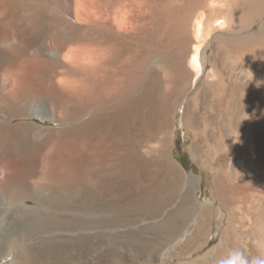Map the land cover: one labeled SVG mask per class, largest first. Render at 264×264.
Returning a JSON list of instances; mask_svg holds the SVG:
<instances>
[{
	"label": "bare ground",
	"instance_id": "obj_1",
	"mask_svg": "<svg viewBox=\"0 0 264 264\" xmlns=\"http://www.w3.org/2000/svg\"><path fill=\"white\" fill-rule=\"evenodd\" d=\"M210 37L186 122L227 218L194 264H264V0H0V260L156 264L150 245L120 249L110 235L104 257L102 233L55 234L160 214L170 115L203 75Z\"/></svg>",
	"mask_w": 264,
	"mask_h": 264
},
{
	"label": "rangeland",
	"instance_id": "obj_2",
	"mask_svg": "<svg viewBox=\"0 0 264 264\" xmlns=\"http://www.w3.org/2000/svg\"><path fill=\"white\" fill-rule=\"evenodd\" d=\"M254 31H255V28H253L251 30V32H254ZM204 42H205V44H203ZM204 42L201 44L202 45L201 50H202V52H204L203 53V57H204L203 59L205 61L204 73L202 75L203 77L201 76L199 81L196 83L195 88H193L192 92L188 95V97L184 98V100H180L182 98L181 97L179 99L178 103H176V106L174 107V109H172V112H171L172 114L170 115L171 118L169 120L170 125H171V127H170L171 129L169 130V128H168L169 132H167V134H169L170 132L171 133L169 134V136L168 135L166 136L167 138L165 136H163L164 139L166 138L165 140L167 141V145H168V146L166 145V159H167L166 163L170 164V167H167V169L164 172L163 171L160 172V181H161L160 186L162 185L161 187H163V188L160 187L161 195H162L163 199L166 198L165 202L161 198V201L163 200L162 205H161L162 207L160 209L161 210V212H160L161 216H160V214H158L155 217H153V219L152 218L141 219V220L137 221L136 223L132 222L131 224L134 223L133 225L129 224L130 226H125V227L121 226L120 228L118 227V228L112 229V228L105 227V228H100V229H95V230H78V231H74V232H67V233H61V234L56 233L55 236H58V237L64 236L65 238L66 237L69 238L70 236L75 237V236H78L79 234H86V235L87 234L88 235L93 234L92 236H94V235H97L99 233L100 234L102 233L103 234L102 237L107 236V237H105L106 240H104V243L101 246V249H102L101 254L104 257H105V255L107 257L108 256L107 253L109 252L108 250L111 247H114V246H111V242L113 241L112 238H108V237H111L114 235L113 237L117 238V236H118L119 239H117V241L116 240H114V241L118 242L116 244V246L120 244V249H122V248L137 249V248H140V246H141V248L142 247L146 248L149 245H150V248H158V251L156 252L157 255L154 254V262L156 264H158V263H160V264H194L195 262L197 263L199 261V258H202L204 256V254L206 252L202 251V252L193 253L192 255H189L185 259H175V258L169 259L172 255H177V254H175V252L172 253V251H171V248H173V247L170 248V246H173V245H171L170 243H165L164 246H162V247H160V244H158V245L155 244L157 247L156 246L151 247V244H149V243L147 244L146 242H144L150 236H151L150 238H152L154 236L155 238H158V240H160L161 238H164L166 241L168 239L170 240V239L174 238V236L180 237V235L183 234V231L181 229L170 226L172 224L170 220L176 216V213L178 212L180 205H182V202H184L183 197L181 195L174 197L176 191L180 190L181 192H183L186 189L185 191H188V193L185 195L184 199L185 200L187 199L189 202L190 201L189 192L192 191V189H196V191L199 190V187H200L199 181L197 184H196V182H194V184H193V182L191 183V179H190L191 175L196 180L200 179V178L202 179L200 192H198V196L200 195V199L201 200H208L210 197V191L212 190V180L214 178V174L216 173L215 171H217V169L214 167L213 168L208 167L207 169H205L203 167L205 160H206V156H205L204 151H203L205 148L203 147L202 143H199V148L196 149L197 151L195 150L194 157L192 156V153L190 150L193 147L194 141L192 139L191 134L193 133L194 128L191 127L192 125H189V123L186 122V117L188 116L190 105L192 104L193 99L200 98L199 94H200L201 90L203 91V89L205 88V86L203 85L204 82H206V80L204 79L205 73L211 69L212 53L214 52V46L216 45V41L212 37H210L208 40H204ZM189 43H190V45H189ZM191 44H193V42H191V40L188 41V46H191ZM171 53H172L171 55H175L173 52H171ZM171 59L173 60L174 58H171ZM193 96H195V97H193ZM20 121L16 120L14 122L17 123ZM22 121L31 122V123H34L38 126H41L43 128H47V129L57 128L59 126V125H56L51 120H49V118L46 119L45 121H40L36 118H27L26 120L23 119ZM168 127H169V124H168ZM172 127H173V129H172ZM192 129H193V131H192ZM167 147H169V148L167 149ZM182 155L189 158V159L187 158V160H185L183 166L181 165L180 160H179V157ZM173 158L174 159L176 158L175 159L176 163H178V166L181 168V170H184V171H186V173L189 174V176L187 177L186 174L183 173L184 177H185L183 182H182V179H183L182 172L183 171L180 172L178 166H177V170L175 169V167L172 165L173 164ZM168 160H169V162H168ZM173 170H176V172H174V173L180 174L181 177H177V176L173 177V175L170 174L171 172H173ZM153 173L155 175L159 174L157 172H153ZM211 173H213V174H211ZM163 176H164V178H163ZM165 184H167V185H165ZM183 185H185L184 186L185 189L182 187ZM180 186H181V189H178L177 187H180ZM163 194L167 195L168 197L173 196L174 199H172L173 197L172 198H167V196L164 197ZM167 200L168 201L170 200V201L168 202ZM187 200H186V202H187ZM213 202L216 203V206H217L216 209H218V214H217V218L219 219L218 223L222 226L221 232H223V230L225 229V226H226V218H227L226 211L223 210L224 206L221 203H219L217 199H213V200L211 199V202H208L206 205H203V206L207 207V209L209 211L210 205L211 204L214 205ZM29 205L30 206L32 205L33 207L38 206L32 202ZM174 211L176 213H174ZM164 221L165 222L169 221V223H165ZM162 222H164V224H169L170 227L166 226L165 228H162V229L160 228L161 230L156 229L155 228L156 225L159 223L163 224ZM246 223L247 222H245V224H244L245 225L244 229H246L248 231L249 224L247 223V225H246ZM247 227H248V229H247ZM152 228L153 229L155 228V229L153 230ZM157 231H159V232H157ZM133 232L134 233L139 232L138 233L139 236L134 237L137 234L133 235ZM170 233H171V235H170ZM147 236H149V237H147ZM154 237H153V241L160 242L157 239H155ZM110 240H112V241H110ZM33 241L35 242V240H33ZM105 241H107L106 244H105ZM108 242H110V245L108 244ZM152 245H154V244H152ZM244 246H246V245H244ZM117 247L119 248V246H117ZM246 248H247V246H246ZM9 263H10V258H3L0 260V264H9ZM248 263L252 264L250 259H249ZM72 264H74V263H72Z\"/></svg>",
	"mask_w": 264,
	"mask_h": 264
},
{
	"label": "crops",
	"instance_id": "obj_3",
	"mask_svg": "<svg viewBox=\"0 0 264 264\" xmlns=\"http://www.w3.org/2000/svg\"><path fill=\"white\" fill-rule=\"evenodd\" d=\"M182 171L184 174H186L187 177L189 176V174L186 173V171H184V170H182ZM184 186L185 185H183L182 187L185 189ZM200 187H201V183H200ZM200 187H199L198 191H196V189H192V191L189 192V196L191 199L189 202L188 201L186 202V200L184 199L185 195L188 193V191H185L186 189L183 192H181L180 190L176 191L175 197L178 195H181L183 197L184 202L182 203V205H180L182 207H180L178 209L176 216L173 218L174 220L177 221L175 224L173 222V227L179 228L181 230L184 228L182 230L183 235L181 234L180 237L174 236V238H172L170 240L168 239L166 241L164 238L160 239V247L164 246V244L168 242L171 245H173V246H170V248L173 247V248H171V251H173V250L179 251L180 252L179 255H183L182 257H180L178 259H185L189 255H192L193 253H196V252H202V251L206 252L207 250L216 246V244H218V242L220 240L222 226L220 224H218L219 219L214 214V212L212 214H210L211 212L208 211L209 212L208 213L207 207L203 206L204 204L211 202V200H209V199L208 200H201L200 199V195L198 196V192H200ZM177 188L181 189V186L177 187ZM212 207H213V209H216V207H217L216 203H214V205H212ZM202 208H204V210H206V211H204ZM210 208H211V206L209 207V210H210ZM196 209H198V210H196ZM196 212H198V213H196ZM203 212H204V214H203ZM208 221H210L209 227H208ZM133 224H130V225H133ZM130 225H125V226H130ZM207 229H208V231H207ZM207 232H208V238L206 240ZM138 233L139 232H137L135 234H138ZM133 234H134V232H133ZM179 244H180V246H178ZM174 247H176V248H174ZM182 253H184V254H182Z\"/></svg>",
	"mask_w": 264,
	"mask_h": 264
},
{
	"label": "flooded vegetation",
	"instance_id": "obj_4",
	"mask_svg": "<svg viewBox=\"0 0 264 264\" xmlns=\"http://www.w3.org/2000/svg\"><path fill=\"white\" fill-rule=\"evenodd\" d=\"M187 158H188V157H186V156H184V155H182V156L179 157V160H180V163H181L182 166H183L185 160H187ZM188 159H189V158H188Z\"/></svg>",
	"mask_w": 264,
	"mask_h": 264
}]
</instances>
